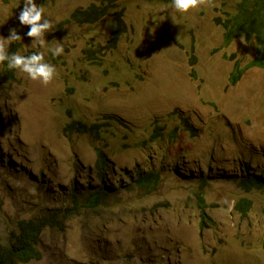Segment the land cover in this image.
<instances>
[{
    "label": "rangeland",
    "instance_id": "374dc122",
    "mask_svg": "<svg viewBox=\"0 0 264 264\" xmlns=\"http://www.w3.org/2000/svg\"><path fill=\"white\" fill-rule=\"evenodd\" d=\"M238 1L181 14L116 0L89 23L72 11L104 0H35L55 24L40 47L19 24L23 0H0V36L15 28V53L56 68L43 86L0 64V244L18 220H60L18 264H264V192L241 184L245 166L264 169V68L249 66L252 40L225 41ZM138 171L159 180L139 187Z\"/></svg>",
    "mask_w": 264,
    "mask_h": 264
},
{
    "label": "trees",
    "instance_id": "16d2710c",
    "mask_svg": "<svg viewBox=\"0 0 264 264\" xmlns=\"http://www.w3.org/2000/svg\"><path fill=\"white\" fill-rule=\"evenodd\" d=\"M105 3L96 5L94 3L85 8H77L71 13V18L77 22H95L104 12H109L115 7L116 0H104ZM170 3L171 0H166ZM225 29V41L230 40L233 36L243 34L244 38L248 41L252 40V45H256L258 55L249 64V66H257L264 68V0H239L237 3L236 11L228 16L221 22ZM15 44L9 47L10 53L16 52ZM7 65L5 61L2 63ZM244 69L240 65H236L230 74V81L235 83ZM83 127H86L82 124ZM80 124L76 126L77 130H82ZM97 160L95 161L96 167L103 177L106 164V158L102 153V149H97ZM244 175L241 179V184L245 190L251 191L257 189L264 192V169L260 173L253 170L248 171L245 166ZM138 175L135 182L139 187H154L158 182V177L153 172H137ZM105 192L97 190L89 195L87 198L88 203H100L105 199ZM253 201L248 198H242L236 202L235 207L241 214L246 212L252 207ZM208 217L202 212V223ZM60 223L57 217L54 218H41L38 220H18L17 232L11 236L8 241L0 244V264H18L19 262L29 261L33 258H38L40 253L37 248L40 233L45 226H56Z\"/></svg>",
    "mask_w": 264,
    "mask_h": 264
},
{
    "label": "clouds",
    "instance_id": "9594fccd",
    "mask_svg": "<svg viewBox=\"0 0 264 264\" xmlns=\"http://www.w3.org/2000/svg\"><path fill=\"white\" fill-rule=\"evenodd\" d=\"M212 6V0H172V7L181 14ZM18 21L20 25L28 27L26 36L40 47L45 45V34L55 30V24L46 18L44 8L37 5L35 0H23ZM22 39L15 28L9 30L7 38L0 36V64L6 61L8 69L25 74L28 79L38 81L43 86L49 85L56 76V68L45 61L42 52H33L30 55L9 52L10 45ZM50 51L53 56H59L63 53V47L58 45Z\"/></svg>",
    "mask_w": 264,
    "mask_h": 264
}]
</instances>
